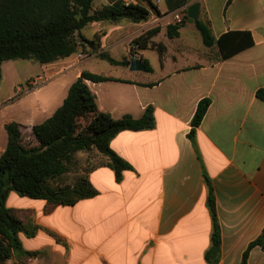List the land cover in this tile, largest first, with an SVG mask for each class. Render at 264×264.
<instances>
[{
  "label": "crops",
  "instance_id": "crops-1",
  "mask_svg": "<svg viewBox=\"0 0 264 264\" xmlns=\"http://www.w3.org/2000/svg\"><path fill=\"white\" fill-rule=\"evenodd\" d=\"M96 1L95 7L115 0ZM197 1L198 19L208 22L215 39L228 31H247L252 44L223 58L217 43H203L193 23L169 38L166 26L174 22V12L167 11L164 0H134L149 10L147 22L86 25L93 34L86 36L84 28L81 33L97 37L96 50L79 47L69 57L42 64L45 79L28 99L14 96L6 105L11 98H0V111L18 104L3 128L15 121L31 132L88 70L114 78L86 81L100 111L115 119L140 117L151 105L155 118L151 129L123 130L110 140V148L131 168L123 170L120 181L105 164L90 168L93 196L46 211L45 200L10 191L7 206L37 228L32 236L18 234L32 254L15 251L2 264H211L206 258L213 228L206 177L220 233L211 260L241 264L250 243L263 234L262 244L249 249L247 264H264V100L257 96L264 90V0H225L218 16L208 12L205 0ZM154 26L159 31L136 58L147 59L150 71H132L100 57L129 58L131 40ZM93 57L97 62L87 66ZM16 60L2 63L0 89ZM204 98L210 103L190 138L191 120Z\"/></svg>",
  "mask_w": 264,
  "mask_h": 264
},
{
  "label": "trees",
  "instance_id": "trees-1",
  "mask_svg": "<svg viewBox=\"0 0 264 264\" xmlns=\"http://www.w3.org/2000/svg\"><path fill=\"white\" fill-rule=\"evenodd\" d=\"M195 1L197 0H164L168 12L187 8ZM150 4L156 10V6ZM148 15L149 10L144 6L126 4L122 0L96 7L94 0H0V82L4 61L33 59L40 64H48L73 55L79 47L83 51L89 48L92 52L97 48L98 39H88L81 33L86 25L97 21L122 20L145 23ZM185 18L186 16L181 22L167 24L166 34L169 38L179 35L180 27L186 23ZM193 24L206 46L217 43L223 58L252 44L247 31H228L215 39L208 22L198 19ZM158 31L159 26H154L134 37L130 43L129 58L116 60L105 53H101L100 57L112 64L127 66L131 60L140 57L138 50L147 48L151 37ZM161 49L162 47L159 48L160 51ZM143 62L144 70L150 71L148 60L144 58ZM109 79L114 78L82 70L69 86L62 104L49 117L31 126L32 144L23 142L20 123L10 121L4 124L7 140L0 154V264L8 260L15 251L32 254L23 249L18 234L24 232L32 236L37 228L31 218L24 219L18 209L7 206L10 191L45 200L46 211L56 205H72L80 199L93 196L96 190L87 173L78 175L73 183L59 181L75 166L76 154L92 148L105 157L106 160L101 164L114 171L117 181L121 180L123 170L131 168L110 148L109 142L123 130L153 128L154 110L149 105L140 117L125 114L117 119L100 111L86 81ZM257 96L264 100V90H258ZM209 103V98L198 102L191 120L190 138H193ZM206 182L209 190L208 206L213 221L211 247L206 258L211 264H215L210 256L218 250L220 233L207 177ZM262 236L263 234L250 243L243 253L241 264H247L249 249L262 244Z\"/></svg>",
  "mask_w": 264,
  "mask_h": 264
},
{
  "label": "rangeland",
  "instance_id": "rangeland-1",
  "mask_svg": "<svg viewBox=\"0 0 264 264\" xmlns=\"http://www.w3.org/2000/svg\"><path fill=\"white\" fill-rule=\"evenodd\" d=\"M97 2L98 0L96 3ZM224 3L225 0H205L206 9L213 16H218L221 13ZM83 33L88 37L91 36L93 34L92 26L89 25L84 28ZM122 54L123 53H120V55ZM148 55L153 59L152 53L148 52ZM113 56L116 55L114 54ZM94 62H97L95 57L87 60L85 64L90 66ZM14 63L15 65L11 67L10 73H7L6 80L2 83V88L0 89V98H11L6 105L15 101V99L12 100L14 96H18V98L26 96L25 99H28L32 96L30 95V92L34 90L33 87L36 85L37 87L40 86L46 75L41 69L42 64L36 60L18 59ZM38 76H40L39 79H37V81L33 83V86H31L29 81H34ZM17 86H19V90H16ZM43 96L46 97V93H43ZM17 105L18 104H15L0 111V150L5 147L6 141V132L1 123L3 120H10V117H15V109H17ZM21 131L23 142L26 144H32L33 138L29 129H27L26 126H22ZM75 157L77 161L75 166L59 179L60 182L73 183L78 175L86 174L91 167L102 162V154L95 148L88 151H80Z\"/></svg>",
  "mask_w": 264,
  "mask_h": 264
},
{
  "label": "water",
  "instance_id": "water-1",
  "mask_svg": "<svg viewBox=\"0 0 264 264\" xmlns=\"http://www.w3.org/2000/svg\"><path fill=\"white\" fill-rule=\"evenodd\" d=\"M200 3L198 1L192 2L187 6L186 11V23H194L198 20ZM129 69L132 71H139L144 69V63L139 59H133L130 61Z\"/></svg>",
  "mask_w": 264,
  "mask_h": 264
},
{
  "label": "built area",
  "instance_id": "built-area-1",
  "mask_svg": "<svg viewBox=\"0 0 264 264\" xmlns=\"http://www.w3.org/2000/svg\"><path fill=\"white\" fill-rule=\"evenodd\" d=\"M124 3H134V0H122ZM186 7H182L174 12V21L175 22H181L184 16H186Z\"/></svg>",
  "mask_w": 264,
  "mask_h": 264
}]
</instances>
